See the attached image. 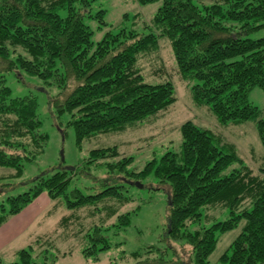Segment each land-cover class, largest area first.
Listing matches in <instances>:
<instances>
[{
  "label": "trees",
  "instance_id": "trees-1",
  "mask_svg": "<svg viewBox=\"0 0 264 264\" xmlns=\"http://www.w3.org/2000/svg\"><path fill=\"white\" fill-rule=\"evenodd\" d=\"M94 2L0 0V59L5 70L37 78L48 94L56 88L62 95L71 85L63 100L52 95L49 104L58 127L72 129L76 148L98 134L141 123L175 103L170 82L147 84L137 66L141 53L155 51L160 38L169 41L192 101L208 107L222 126L253 124L264 148V110L248 98L253 88L264 91V36L249 37L264 29V0H213L201 6L194 0H136L144 6L161 2L152 30L141 34L123 27L107 29L97 43L92 42L86 21H95L99 30L109 25L104 9H92ZM179 131L180 152L168 151L138 173L128 170L132 158L119 159L113 147L91 150L88 162L74 172L59 163L25 182L23 193L0 201V227L43 194L52 201L62 200L72 212L87 207L100 213L98 204L107 202V223L133 201L127 181L151 178L155 184L147 188L167 195L165 252L187 247L192 264H210L219 236L244 222L218 261L264 264V169L254 171L233 146L190 121ZM47 141L35 98L13 97L0 75V168L12 169V178H20L26 165L42 155ZM99 165H104L108 178L79 188L78 179H85L91 167ZM76 171L80 178L75 179ZM209 207L226 210L227 218L192 230ZM132 214H119L115 223L93 225L82 238L83 257L99 262L102 254L120 246L111 240L129 227ZM16 255L17 261L10 264H38L30 250L21 249Z\"/></svg>",
  "mask_w": 264,
  "mask_h": 264
},
{
  "label": "rangeland",
  "instance_id": "rangeland-1",
  "mask_svg": "<svg viewBox=\"0 0 264 264\" xmlns=\"http://www.w3.org/2000/svg\"><path fill=\"white\" fill-rule=\"evenodd\" d=\"M194 3L210 5L213 0H194ZM161 2L150 5H140L136 0H96L93 10L102 8L106 11L105 21L109 28L98 29L95 21L87 20L86 24L92 30V42L102 39L107 29L116 30L120 27L134 30L137 33H149L152 30L151 21L160 7ZM126 16V17H125ZM147 27V28H146ZM149 28V29H148ZM264 36V29L249 35L252 39ZM12 49V48H11ZM16 53H22L21 48H15ZM16 56V55H15ZM15 56L9 58L14 60ZM137 66L144 82L157 85L170 82L175 91L176 101L167 110L156 116L136 123L117 133L98 134L85 140L80 149L74 143V133L71 128L58 127L57 119L49 104V96H56L63 100L71 90V85L59 95L56 88L44 89L40 80L20 73L18 70L6 71V64L0 59V75L13 97L29 96L37 102V115L41 121V132L48 135V141L42 155L35 162L26 165L20 178H12V169L0 168V201L7 196H16L27 189L25 182L55 168L60 163V152L63 150V167L76 168L88 162L89 152L101 148H115L120 158H132L129 171L140 172L150 160L159 159L170 151L180 152V126L190 121L195 125L216 134L226 145H231L242 157L244 163L254 171L264 169V148L262 147L254 125L242 123L238 125H220L212 112L206 106H197L192 101L190 86L181 79L177 71L174 56L169 41L164 38L158 40L155 51L141 53ZM249 101L264 110V91L253 88L248 95ZM66 117L61 121L65 122ZM66 131V133L64 131ZM64 141H61V135ZM116 162V161H115ZM103 164V163H101ZM104 165L92 166L90 175L85 179H78L79 188L91 186L95 181L100 182L108 178ZM74 176L80 178L78 171ZM154 180H132L143 185L142 189L134 186L128 188V195L132 202L119 208L107 223H115L119 214L133 212L129 227L119 232L111 242L121 243L108 253L102 254L99 262L85 259L82 255V238L93 225L107 224L108 212L105 205L99 203V212L91 208H81L74 212L68 211L62 200H50L43 194L32 204L28 205L20 214L10 218L7 229V242L0 247V260L3 264L17 261V252L21 249L30 250L33 261L41 264H192L189 261V249L177 248L164 251L167 243L162 240L166 226L167 195L164 190H153L148 184H155ZM151 187V188H147ZM82 190V189H81ZM87 192V191H85ZM135 211V212H134ZM201 222L192 230L208 227L217 221L227 218V211L221 208L209 207L202 211ZM7 223V222H6ZM244 222L233 231L221 234L217 246L209 256L210 264H221L219 257L228 249L230 244L240 234ZM153 246V248H150ZM155 249V250H154ZM135 255H132V254ZM44 257H47L45 259Z\"/></svg>",
  "mask_w": 264,
  "mask_h": 264
},
{
  "label": "water",
  "instance_id": "water-1",
  "mask_svg": "<svg viewBox=\"0 0 264 264\" xmlns=\"http://www.w3.org/2000/svg\"><path fill=\"white\" fill-rule=\"evenodd\" d=\"M59 132H60V135H61V141L63 142L64 141V136L62 135L61 131H59ZM63 162H64V156H63V150H61V152H60V163H63ZM65 169L68 170V171H73V168H71V167H65ZM127 183L132 185V186H134V187H136V188H138V189H142V187H143V185L141 183H139V182H129V181H127Z\"/></svg>",
  "mask_w": 264,
  "mask_h": 264
},
{
  "label": "crops",
  "instance_id": "crops-1",
  "mask_svg": "<svg viewBox=\"0 0 264 264\" xmlns=\"http://www.w3.org/2000/svg\"><path fill=\"white\" fill-rule=\"evenodd\" d=\"M10 220L9 219L7 221V223H5L3 226L0 227V247L3 246L5 242H7V239H8V235H7V229H8V226L10 225ZM10 238V237H9Z\"/></svg>",
  "mask_w": 264,
  "mask_h": 264
}]
</instances>
